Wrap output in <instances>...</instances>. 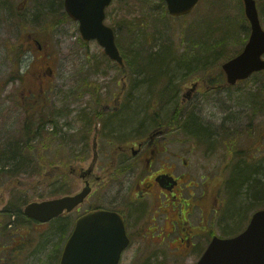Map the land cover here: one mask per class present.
<instances>
[{
    "label": "rangeland",
    "instance_id": "obj_1",
    "mask_svg": "<svg viewBox=\"0 0 264 264\" xmlns=\"http://www.w3.org/2000/svg\"><path fill=\"white\" fill-rule=\"evenodd\" d=\"M47 1L0 0L5 9L0 15V139L5 140L22 128L25 95L38 94L41 73L52 70V74L46 77L43 98L40 96L42 102L35 111L43 112L46 108L51 113L60 109L62 112L56 113L57 116L52 117L46 126L47 132L57 130L58 133H45L44 140L35 141H38L37 157L42 173L32 177L21 173L17 182L0 187V264H59L60 256L56 254L59 238L54 222L34 223L14 213L12 225L6 227L8 218L2 210L12 199L13 192L24 193L28 200L26 204L59 197L61 194L55 193L57 172L53 168L60 163L67 166L72 162L73 144L85 135L81 127L86 126L88 120L93 129L102 116L118 119L127 114L135 118L133 111L128 112L134 107L139 110L137 126H142L141 132L151 129L155 121L172 123L175 129L171 145L173 162H176L177 171L189 174V197L194 199H191L192 203L200 205L190 215L191 223L193 227L205 224L210 231L202 240L201 237L193 239V246L186 255L170 244L136 241L124 252L120 264H194L213 235H235L247 226L255 210L264 208V203L255 202L252 194L244 193L233 201L235 207L231 208L237 183L230 178L235 170L247 163L264 164V73H256L235 86L220 81L224 76L222 64L242 50L250 34L243 0H201L191 16L173 17L165 22L163 18L155 20L163 7L159 0L112 2L106 9L105 22L117 27H114L117 36L123 38L128 31L141 37L143 32L153 34L162 37L157 40L160 43L172 40L177 54L186 53L188 58V63L182 65L175 58L173 63L170 60L165 64L169 70L165 73L167 68L163 69L162 81H157L161 85L155 83L149 88L145 84L151 82L144 75H128L132 68L126 62L125 82L128 85L125 91L122 90L125 70L105 55L96 40L84 42L79 23L68 15H61L64 0H52V5ZM257 5L264 27V0H257ZM188 38H199L200 42L207 40L214 43L215 48L207 53L199 45V48H191ZM218 39H224L225 43L216 45ZM35 40L40 41L42 49ZM225 47L229 55L219 57ZM13 48H20L25 54L21 71H27L21 81L10 79L18 75L20 67L11 51ZM128 48V42L123 39L124 53L129 52ZM8 79L10 81L6 83ZM168 83L171 84L169 89L164 88ZM194 84L190 96H186ZM172 87L176 93L169 91L173 90ZM119 94V105H114ZM183 98H186L185 102ZM106 104L117 109L102 113ZM192 112L206 126L208 136L203 140L183 127ZM84 113L88 115L84 116ZM109 124L114 126L112 121ZM135 128L113 129L117 134L130 135ZM63 156L65 161L60 162ZM91 159L92 152L83 166L87 167ZM52 161L54 163L50 164ZM73 178L77 181L76 189H80L83 183L78 177ZM76 189L70 188L69 192ZM215 207L219 212L212 209ZM205 212L207 221L202 217ZM173 246L179 244L173 243ZM182 247L186 246L183 244Z\"/></svg>",
    "mask_w": 264,
    "mask_h": 264
},
{
    "label": "flooded vegetation",
    "instance_id": "obj_2",
    "mask_svg": "<svg viewBox=\"0 0 264 264\" xmlns=\"http://www.w3.org/2000/svg\"><path fill=\"white\" fill-rule=\"evenodd\" d=\"M51 74L52 70L39 75L38 90L41 94L32 92L33 94L29 95L31 103H41L38 97H42V92H45L46 77ZM124 75L125 85L122 90L128 85L125 82L126 74ZM190 93L186 96H190ZM120 95L117 96L114 105H119ZM183 101L185 102L186 98H183ZM116 109V106L106 104L102 113ZM114 119L112 116H102L93 129L92 125L81 127L84 128L82 131L85 135H81L73 144L72 162L67 166L63 163L57 165L58 186L56 185L55 191L58 195L61 194L59 197L76 195L86 186L90 187L88 195L73 209H65L50 221L41 222L56 224V235L59 238L57 256L61 258L64 246L72 236L79 241L85 236L91 237L95 234L101 237L100 242L108 241L113 244L109 249V255L114 257L119 254L118 264L124 252L136 241L158 245L170 244L172 248H177L186 255L187 250L190 251V246H193L192 240L196 237L204 239L206 232L210 230L205 224L193 227L191 223L190 215L194 213L195 207L200 205L192 203L193 198L189 197L191 187L189 174L177 171L176 162H173L174 153L171 145L175 129L172 123L162 124L155 121L151 129L143 132L142 126L139 125L132 134L127 135L117 134L113 129L115 126L109 124L111 121L113 124ZM87 132L93 134H86ZM90 152L92 159L85 167L83 164ZM63 160L65 161L64 156L60 162ZM74 176L83 183L80 189H76L77 181L75 182ZM70 188L76 191L70 193ZM218 202L215 198V203ZM219 208L212 209L219 212ZM100 210L113 214L108 216V219H103V216L98 220L100 226L96 230L90 229L88 224L80 226V219ZM202 217L207 221V212L202 213ZM126 235L129 245L120 252V243L126 239ZM173 243L179 246L175 247ZM183 244L186 247H182Z\"/></svg>",
    "mask_w": 264,
    "mask_h": 264
},
{
    "label": "water",
    "instance_id": "obj_3",
    "mask_svg": "<svg viewBox=\"0 0 264 264\" xmlns=\"http://www.w3.org/2000/svg\"><path fill=\"white\" fill-rule=\"evenodd\" d=\"M113 0H64L67 13L79 21V29L85 41L97 39L105 53L124 65L123 57L116 44L115 32L104 23L105 9ZM172 16L190 13L199 0H165ZM245 13L251 23V35L244 49L235 57L223 63V69L230 84L264 70V28L260 21L256 0H244ZM89 188L76 196L33 201L25 207V213L40 221H48L64 209L71 210L88 194ZM104 216V217H103ZM111 213L100 211L82 218L80 224L98 229L97 221L108 219ZM125 234V232H124ZM123 234V235H124ZM98 235L85 236L77 241L72 236L67 242L60 264H118L119 255L110 257L113 245L99 241ZM120 243V250L127 244ZM196 264H264V209L254 213L247 229L232 238L214 237L208 249Z\"/></svg>",
    "mask_w": 264,
    "mask_h": 264
},
{
    "label": "trees",
    "instance_id": "obj_4",
    "mask_svg": "<svg viewBox=\"0 0 264 264\" xmlns=\"http://www.w3.org/2000/svg\"><path fill=\"white\" fill-rule=\"evenodd\" d=\"M52 5V0H48ZM160 4L163 6L161 14L159 12V16L157 18L155 17L156 22L161 21L162 18L164 19V22L171 18V16L167 12L166 5L163 0H159ZM0 2V15L5 10ZM49 14L50 11H49ZM53 14V13H52ZM55 14V13H54ZM62 16H67L65 11L61 12ZM145 22V21H144ZM155 22V23H156ZM132 23V22H131ZM131 28L132 26L129 25ZM114 27L117 29V27L114 25ZM207 29H209L207 27ZM212 34V32H211ZM125 39L126 42H128L129 48L128 51L125 52L122 50V40ZM161 40L162 37H158L156 35H149L142 33V37L140 34L135 32H129L127 35L123 38H120V36H117V44L120 47L123 56L125 57V60L127 62V66L132 68V71H129L128 75L134 74H142L145 76V79L150 81L151 84H145L147 87L152 86L155 83H158L157 81L161 80L164 76L161 74V71L163 69L167 68L165 73L167 72L168 65L170 60L173 63L174 61L178 60L177 63L182 65L185 63H188V58L186 53H182V56H179L177 54V50H174V42L172 40L170 41H161L158 42L157 40ZM187 40L190 42V46L192 47H203L205 49V53L211 51L215 48L214 43H210L209 41L205 40L204 42H200L199 38L190 39ZM224 42V39H218L216 40V45H222ZM12 44V43H11ZM13 45H18L16 43H13ZM20 48H22V45ZM20 48H13L11 51L13 54H15V61L19 63V71L17 76H13L10 79H19L20 81L23 79L25 72L21 71L22 65L25 61V54L20 50ZM159 48L158 50H156ZM199 48V47H198ZM24 51L25 49L22 48ZM225 49L218 55L219 57H227L229 54L226 52ZM200 53V50H198V53ZM231 57V56H230ZM176 60H175V59ZM180 61V62H179ZM264 73V72H263ZM8 79V81H10ZM162 81V80H161ZM159 81V82H161ZM222 84L225 83V78L222 76V79L220 80ZM166 83V82H165ZM161 85V83H158ZM170 83L167 85H164V88L169 89ZM149 88V87H148ZM173 89V87H172ZM155 91V90H154ZM158 91H160L158 89ZM172 93H176V90H169ZM34 105H25L24 106V114L25 119L22 123V128L17 132V134L6 137L4 139H0V187H2L5 183H15L18 181V176L21 173H26L27 176L32 177L38 173H42V170L40 168V163L38 161L37 153H39V149H37L38 141L36 139H45V133L48 134H55L58 133L57 130H51V132H47L46 126L49 123L50 119L52 117H55V113H51L50 110L44 109L43 112L35 111L36 107ZM133 111L135 118H132L131 116H128L127 114H123L121 116L114 119V126L118 129H125V128H133L134 126H137V122L139 120L140 114L139 110H137L135 107L129 110L128 112ZM36 112V113H35ZM88 115V114H83ZM92 117V115H91ZM38 118V119H36ZM92 120V119H91ZM86 124H91L90 121L86 122ZM185 128L189 130V132L193 136H197L199 139L203 140V137H206V126H204L203 123H201V119L199 116H197L196 113H190L187 120L183 124ZM118 126V127H117ZM119 132H121L119 130ZM124 132V131H122ZM50 139V137H49ZM208 140V137H207ZM244 151V150H243ZM54 162H50V164H53ZM260 169H262L260 171ZM54 171V168H53ZM260 176V177H259ZM230 181L233 183H237V186L235 189H233L236 193H233V200L231 202V208H234L233 201L235 202L236 199L239 198V195L245 194V195H251L254 198L253 200L259 201L264 203V164H253V163H247L244 165H241L239 169L235 170V173L230 178ZM27 196L24 195L22 192H13L12 199L9 201L8 205L2 210V214L5 215L8 220L6 219L5 226H9L11 224V216L15 214H21V217L23 216V206L27 203ZM237 214V213H236ZM233 216V213H231ZM20 217V216H19ZM238 217V216H237Z\"/></svg>",
    "mask_w": 264,
    "mask_h": 264
}]
</instances>
